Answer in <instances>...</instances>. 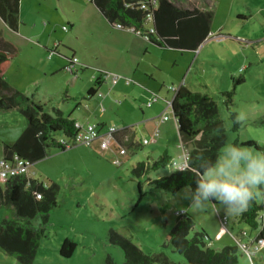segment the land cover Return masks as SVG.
<instances>
[{
	"label": "rangeland",
	"instance_id": "1",
	"mask_svg": "<svg viewBox=\"0 0 264 264\" xmlns=\"http://www.w3.org/2000/svg\"><path fill=\"white\" fill-rule=\"evenodd\" d=\"M169 1L180 8L213 12L210 38L196 51L157 47L116 29L89 0H19L17 30L11 31L0 20V50L7 45L10 58L3 76L12 88L48 114L76 108L80 115L88 113V123L83 124L102 121L116 130L128 127L134 143L124 155L111 149L102 152L96 144L74 145L63 151L50 147L44 158L32 163L31 171L58 190L47 223L42 224L40 216L31 220L32 227H44L30 264H105L107 257L114 264H123L121 249L108 242L110 230L129 239L144 254L163 255L183 264L184 258L166 239L177 213L193 218L189 236L203 229L209 238L205 244L211 248L236 246V264H264V243L253 254L241 250L240 245L256 243L257 230L241 222L240 214H227L216 201L202 209L193 207L181 191L185 187L171 194L147 182V178L168 176L173 168L179 169L182 151L191 148L188 143L181 149L176 124L169 109H164L173 97L171 87L185 85L188 91L207 95L215 103L225 144H264V0ZM201 34V25L191 23L172 26L168 36L177 41L172 42L176 46ZM71 56L78 64L68 72ZM97 77L100 94L90 98L86 92ZM125 78L131 82L125 83ZM223 92H232L229 102ZM155 96L157 101L145 108ZM163 114L167 121L158 125L157 137H150ZM26 126L18 112L0 111V158L2 145L18 140ZM118 137L127 146L124 133L118 132ZM143 139L148 143L142 144ZM31 144L27 139L26 145ZM163 152L178 166L150 171L147 177L131 174L136 162L148 155L155 159ZM256 202L264 208V202ZM13 218V209L0 205V225ZM65 238L76 245L68 258L58 253ZM0 264L22 263L0 249Z\"/></svg>",
	"mask_w": 264,
	"mask_h": 264
},
{
	"label": "trees",
	"instance_id": "2",
	"mask_svg": "<svg viewBox=\"0 0 264 264\" xmlns=\"http://www.w3.org/2000/svg\"><path fill=\"white\" fill-rule=\"evenodd\" d=\"M139 0H89L97 9L102 18L111 26L119 23L122 26L133 27L146 31L142 26L143 14L137 8ZM214 1V0H209ZM19 17V0H0V20L11 31H16ZM213 12L211 10L198 11L197 9L180 8L169 0H160V6L155 12L154 26L155 36H151L149 42L155 46L171 49L195 50L207 38ZM199 23L202 34L189 43L177 44L168 36L172 26ZM8 46L0 50V111H16L26 119L27 126L23 135L13 143L2 145V156L5 160H12L14 156L33 163L46 156L50 147L63 151L69 147L58 142L72 137L75 132L74 120L56 109L53 114L43 111L41 105L33 102L25 94L12 88L4 79L3 71L9 63ZM73 57V56H71ZM71 57L67 59L70 61ZM73 70V69H72ZM72 70L70 72H72ZM69 72V71H68ZM240 81H233L237 84ZM98 79L94 81L86 96L95 93ZM236 85H233V89ZM232 89V92H233ZM232 92H223L222 95L229 102ZM172 118L176 124L181 145L190 143L187 151L186 166L184 169H173L168 176H162L149 180V185L156 189L175 194L186 185L195 188L197 169L202 158L215 159L219 149L226 142V134L223 123L219 118L215 103L204 94L188 91L179 86L170 102ZM233 128L238 123L235 114L231 115ZM100 126V125H97ZM219 129V132L216 129ZM126 137V148L133 146L132 133L129 128L121 132ZM59 134L62 138L56 137ZM27 139L32 140L31 145H26ZM118 138V134H115ZM25 139V140H24ZM235 144L236 141H234ZM240 144L250 145L259 150H264V144L258 145L253 141H245ZM145 160L132 165L131 174L139 178L146 176L150 171H156L170 165V157L166 152L155 159L150 156ZM18 175L7 180L0 181V205L10 206L13 209L14 220H3L0 225V249L4 253L13 256L22 264H30L34 258L39 241L43 236V227L34 228L31 220L40 216L42 224L48 221L49 211L55 207V198L58 187L52 183L42 181L41 178ZM40 198L36 199L35 195ZM264 208L262 203L253 201L246 211L240 214V221L252 229L257 230L255 240L264 243ZM194 227L193 218L187 213H180L166 239L173 250L180 254L183 264H236L237 247L224 246L219 250L211 248L206 241L209 240L203 229L189 233ZM108 242L118 246L123 253V264H179L169 261L163 255L144 254L135 247L129 239L120 236L114 230L107 234ZM75 243L65 238L58 250L60 256L68 258L75 249ZM105 264H114L110 257L105 259Z\"/></svg>",
	"mask_w": 264,
	"mask_h": 264
},
{
	"label": "clouds",
	"instance_id": "3",
	"mask_svg": "<svg viewBox=\"0 0 264 264\" xmlns=\"http://www.w3.org/2000/svg\"><path fill=\"white\" fill-rule=\"evenodd\" d=\"M154 22L153 20L154 34L151 36H155ZM115 24L113 25L114 27ZM142 26L147 31L149 23L145 24L143 20ZM136 30L146 32L141 29ZM130 33L134 34L133 32ZM147 42H149V40ZM155 98L157 99L156 96ZM170 102H168L169 112L171 109ZM237 119H243V117L238 116ZM159 124L161 123H159L158 120L157 122L155 121V128L158 129ZM216 131L219 132V129L217 128ZM115 134H118V130H116ZM116 140L119 144L118 138H116ZM121 148H123L126 153V146L123 147L121 145ZM170 166L172 167L171 162ZM31 167L32 163L29 168L28 177H34L31 172ZM196 171L197 178L195 181V188L186 185L185 189L181 190L184 198L189 200L193 207L202 209L206 207L208 203L216 201L223 206L227 214L239 215L246 211L253 201L264 202V150H259L250 145L226 143L219 149L215 159L202 158Z\"/></svg>",
	"mask_w": 264,
	"mask_h": 264
},
{
	"label": "built area",
	"instance_id": "4",
	"mask_svg": "<svg viewBox=\"0 0 264 264\" xmlns=\"http://www.w3.org/2000/svg\"><path fill=\"white\" fill-rule=\"evenodd\" d=\"M160 6V0H139L137 4V8L143 12V20L145 24L149 23V27L147 28L146 32H141L140 30H136L134 28L129 27H122L120 24H115V28L123 29L126 31L133 32L134 34L140 36L143 40L148 41L149 37L154 34V27H153V20L154 14L158 10ZM76 64V59L71 58L66 70L71 71ZM114 81V79H113ZM171 90L174 92L175 89L171 87ZM157 99L154 97L147 103V107H149L153 102ZM169 107V103H167V108ZM167 120L166 115H161L158 119L159 123H163ZM75 132L69 139L65 140H58V142L64 144L65 146H73V145H84V146H91L96 144L98 148L105 152L107 149H114L120 155L125 154V150L118 145L117 140L115 138L116 129L113 127H106L103 128L102 126H97L94 124H81L78 122H74ZM159 130L155 128L152 133L151 137H157ZM147 139L142 140V144H147ZM183 153V162L180 165L179 169H184L186 166L187 160V153L182 151ZM115 164H119V161L113 160ZM171 165L177 167L178 164L175 161L171 162ZM31 163L29 161L19 159L18 157L14 156L12 160H5L4 158L0 159V181L7 180L11 177H15L18 175H25L28 177L29 175V168ZM35 197L38 199L40 195L36 194ZM179 213H177L178 215ZM262 243L261 240L256 241L254 244L250 245H240L241 250L247 254H253L258 250V246Z\"/></svg>",
	"mask_w": 264,
	"mask_h": 264
},
{
	"label": "crops",
	"instance_id": "5",
	"mask_svg": "<svg viewBox=\"0 0 264 264\" xmlns=\"http://www.w3.org/2000/svg\"><path fill=\"white\" fill-rule=\"evenodd\" d=\"M202 10V9H201ZM224 37H230V36H228V35H226V36H224ZM208 38H210L209 37V34H208V36H207V38H205L204 40H203V42H206V40L208 39ZM209 40V39H208ZM207 40V41H208ZM202 42V43H203ZM201 43V44H202ZM200 44V45H201ZM199 45V46H200ZM158 47V46H157ZM144 51L146 52V51H148V47L147 46H144ZM196 51V50H195ZM78 64V63H77ZM132 75H133V73H132ZM97 79H98V77H97ZM118 79H121L120 77H118ZM125 83H130L131 82V80H128V79H126L125 78ZM98 82H99V79H98ZM113 84H115L116 85V81H115V83H113ZM100 85V83H98V85L97 86H95L94 88H95V93L92 95V96H90V98L91 97H94V96H96V95H98V94H100L99 92H97V87ZM113 86V85H112ZM179 86H185V85H179ZM93 87V86H92ZM114 88H112L111 90H113ZM109 90H110V88H109ZM108 90V91H109ZM89 99V98H88ZM153 103H155V102H153ZM152 103V104H153ZM152 104L149 106V107H147L146 105H147V103L144 105L145 106V108H150L151 106H152ZM83 107V106H82ZM85 107H86V105H85ZM165 109V111H166V107L164 108ZM59 110V109H58ZM89 110V109H88ZM62 112V111H61ZM63 113V115L64 116H68V117H70V118H72L74 121H76V122H79V123H88V119H89V116H88V113L87 112H83L81 115L80 114H78V112H77V109L76 108H74V109H68V111H67V113L65 112H62ZM91 124H94V125H100V126H102L103 128H106V126L104 125V122H102V121H96V122H92ZM176 126V125H175ZM128 129V127H124V128H121V129H119L118 130V132L120 133L122 130H124V129ZM176 129H177V127H176ZM132 133V131H131V129H129V131H128V134H131ZM124 134H127V133H125V131H124ZM151 135V134H150ZM179 136V135H178ZM132 137H133V135H132ZM121 138H119L118 137V140H120ZM123 142V141H122ZM122 142H119V146H121V143ZM179 142H180V140H179ZM123 144V143H122ZM138 145V144H137ZM180 147H181V144H180ZM111 150H113V151H115L114 149H112V147L110 148ZM182 149V148H181ZM109 150V149H108ZM148 156H150V155H148ZM147 157V156H146ZM32 172V175H35V176H37L36 175V173L34 172V171H31ZM37 177H39V176H37Z\"/></svg>",
	"mask_w": 264,
	"mask_h": 264
},
{
	"label": "water",
	"instance_id": "6",
	"mask_svg": "<svg viewBox=\"0 0 264 264\" xmlns=\"http://www.w3.org/2000/svg\"><path fill=\"white\" fill-rule=\"evenodd\" d=\"M170 113H172V110L170 109Z\"/></svg>",
	"mask_w": 264,
	"mask_h": 264
}]
</instances>
